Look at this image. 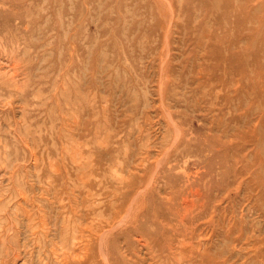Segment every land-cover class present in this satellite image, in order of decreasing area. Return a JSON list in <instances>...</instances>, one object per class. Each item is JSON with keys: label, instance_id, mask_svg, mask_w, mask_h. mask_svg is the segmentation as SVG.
Segmentation results:
<instances>
[{"label": "rangeland", "instance_id": "1", "mask_svg": "<svg viewBox=\"0 0 264 264\" xmlns=\"http://www.w3.org/2000/svg\"><path fill=\"white\" fill-rule=\"evenodd\" d=\"M0 264H264V0H0Z\"/></svg>", "mask_w": 264, "mask_h": 264}, {"label": "bare ground", "instance_id": "2", "mask_svg": "<svg viewBox=\"0 0 264 264\" xmlns=\"http://www.w3.org/2000/svg\"><path fill=\"white\" fill-rule=\"evenodd\" d=\"M66 34V33H65ZM66 35H68V34H66ZM19 214H20V212H19ZM78 232V231H77ZM76 233V232H75ZM82 236V235H81Z\"/></svg>", "mask_w": 264, "mask_h": 264}]
</instances>
